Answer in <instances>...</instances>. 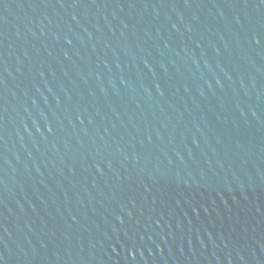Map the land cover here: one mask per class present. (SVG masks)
Returning a JSON list of instances; mask_svg holds the SVG:
<instances>
[{
    "label": "water",
    "instance_id": "obj_1",
    "mask_svg": "<svg viewBox=\"0 0 264 264\" xmlns=\"http://www.w3.org/2000/svg\"><path fill=\"white\" fill-rule=\"evenodd\" d=\"M0 264H264V0H0Z\"/></svg>",
    "mask_w": 264,
    "mask_h": 264
}]
</instances>
